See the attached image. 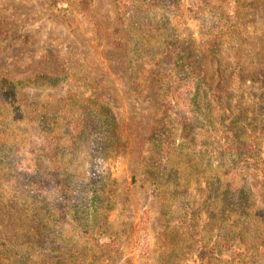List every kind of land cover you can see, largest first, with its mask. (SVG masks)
<instances>
[{
    "label": "rangeland",
    "instance_id": "1",
    "mask_svg": "<svg viewBox=\"0 0 264 264\" xmlns=\"http://www.w3.org/2000/svg\"><path fill=\"white\" fill-rule=\"evenodd\" d=\"M134 1L136 5L139 0ZM190 2L183 0L180 16L173 20L178 43L183 46L192 45V39L197 41L198 21L188 10ZM236 3L222 0L214 4L224 18L214 45L218 65L214 75L207 64V111L212 122L194 117L185 130L177 127L167 136L171 147L178 145L180 150L172 156L174 170L166 173L169 184L159 194L152 188L149 167V157L157 153L154 130L161 125L155 97L158 82L151 77L140 89L129 84L134 57L126 41V11L116 0H56V4L52 0H0V78L48 75L58 79L24 85L20 91L31 101L55 102L64 96L67 85H83L108 103L123 141L119 155L103 164L113 190L105 226L97 235H89L83 228L58 233L55 246L70 242L93 247L86 255L87 264H190L187 253L197 246L188 234L216 240V229L224 230L219 226L225 218L236 219L256 241L264 235L263 8L262 0H252L235 18ZM161 14V8L148 12L150 26ZM158 35L155 40L149 37L144 47L164 44L160 31ZM217 134L225 141L221 150L212 142ZM248 139L252 148L234 149L239 140ZM10 206L0 202V233L12 236L13 241L22 231L28 232L25 236L34 234L28 220L24 230L19 229V219L25 216ZM187 213H199L201 223L173 228L171 234L178 235L171 239L172 255L163 256L162 227L178 224L182 216L189 219ZM212 216L221 219L219 226L215 222L204 225ZM235 227L238 224L232 227L238 231ZM48 231L40 233L41 242ZM26 240L20 238L19 242ZM96 241L111 243L95 248ZM174 255L178 260H173ZM253 264H264V251Z\"/></svg>",
    "mask_w": 264,
    "mask_h": 264
},
{
    "label": "trees",
    "instance_id": "2",
    "mask_svg": "<svg viewBox=\"0 0 264 264\" xmlns=\"http://www.w3.org/2000/svg\"><path fill=\"white\" fill-rule=\"evenodd\" d=\"M116 1L122 11H126V41L134 57L129 69V84L133 89H140L151 77L158 82L155 97L161 125L154 130L156 143L153 146L157 153L156 157H149V167L152 188L160 194L169 184L166 173L174 170L172 156L180 150L178 145L171 147L167 136L177 127L185 130L194 117L212 122L207 111L210 101L207 66H212L214 75L218 68L214 45L220 35V20L224 18L214 4L222 0L187 3L188 10L198 21L197 41L192 39L193 46L178 43V35L174 32L176 22L173 20L180 16L178 9L183 0H164L160 6L159 0L152 3L139 0L136 5L134 0ZM236 1L235 18L252 0ZM52 3L56 4V0ZM153 8H161L162 14L154 18V26H150L152 17L147 14ZM262 8L264 20V0ZM158 31L165 42L157 45L163 46L165 51H158L155 44L146 49L149 37L155 40ZM32 80L53 83L58 79L48 75L23 80L0 78V202L9 203L11 209L23 213L25 217L19 219L22 223L19 229L22 230L28 220L34 233L25 236L24 232H28L22 231L15 241L12 236L0 233V264H87L86 255L93 247L70 242L55 246L56 235L68 230L80 232L81 228L89 235H97L105 226L113 190L103 164L121 152V133L108 103L99 100L83 85H67L64 96L55 102L31 101L20 89ZM212 142L215 148L223 149L225 141L218 134ZM252 144L251 139L239 140L234 149L240 151L246 147L247 150ZM188 215L189 219L182 216L178 224L162 227L159 240L162 239L166 246L163 256L172 255L171 239L178 235L171 234L173 228L186 229L201 223L199 213L185 216ZM220 220L207 217L204 225L215 222L219 226ZM222 222L224 225L219 227L224 230L216 229V240L207 241L200 234H188L197 246L187 253L190 264H253L263 255L264 235L256 241L244 233L245 227L236 219L225 218ZM237 224L238 231H235L232 227ZM48 229L47 236L42 238L45 245L39 235ZM26 237L25 243L33 245L19 242ZM110 243L96 241L94 246L104 248ZM173 260L178 258L174 255ZM173 262L170 264L177 263Z\"/></svg>",
    "mask_w": 264,
    "mask_h": 264
}]
</instances>
